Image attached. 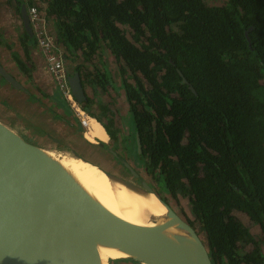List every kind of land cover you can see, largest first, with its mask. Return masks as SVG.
I'll list each match as a JSON object with an SVG mask.
<instances>
[{
    "label": "trees",
    "instance_id": "trees-1",
    "mask_svg": "<svg viewBox=\"0 0 264 264\" xmlns=\"http://www.w3.org/2000/svg\"><path fill=\"white\" fill-rule=\"evenodd\" d=\"M9 1L45 14L85 85L125 93L136 162L189 200L214 263L264 264V0Z\"/></svg>",
    "mask_w": 264,
    "mask_h": 264
},
{
    "label": "water",
    "instance_id": "water-1",
    "mask_svg": "<svg viewBox=\"0 0 264 264\" xmlns=\"http://www.w3.org/2000/svg\"><path fill=\"white\" fill-rule=\"evenodd\" d=\"M24 26L32 36L26 7ZM0 75L15 80L0 65ZM186 82V80L184 79ZM74 97L87 100L81 77H69ZM69 153L101 169L108 179L139 196L154 195L166 215L153 226H139L109 211L51 154ZM112 157H118L110 150ZM114 154V155H113ZM111 172L68 148L51 149L26 139L0 120V264H215L206 235L181 216L133 169ZM44 210L39 228L25 222L37 206ZM103 249L123 257L105 260Z\"/></svg>",
    "mask_w": 264,
    "mask_h": 264
},
{
    "label": "crops",
    "instance_id": "crops-1",
    "mask_svg": "<svg viewBox=\"0 0 264 264\" xmlns=\"http://www.w3.org/2000/svg\"><path fill=\"white\" fill-rule=\"evenodd\" d=\"M6 4L4 8L12 9L15 17L5 22L3 29L7 28V32L0 30V65L15 80V84L0 75V120L35 144L51 149H73L82 157L103 167L89 157L99 153L109 160L113 158L110 153L111 142L113 138H126L129 135L128 128H124L118 120L115 115L117 112L108 104L110 101L106 100L104 92L100 89L94 91L81 80L87 100L80 104L103 129L111 124L110 130L114 133L109 135L105 128L107 140L96 139L93 143L85 138L86 131L55 86L44 56L34 39L29 37L30 33L20 14L22 5L9 0H6ZM24 6L28 7L25 3ZM61 48L66 59V50L62 45ZM66 64L69 67V77L78 73L74 69V63L66 60ZM120 96L125 112L119 119L126 120L132 114L125 95ZM103 107L108 111L103 113ZM103 168L111 171L107 167Z\"/></svg>",
    "mask_w": 264,
    "mask_h": 264
},
{
    "label": "bare ground",
    "instance_id": "bare-ground-1",
    "mask_svg": "<svg viewBox=\"0 0 264 264\" xmlns=\"http://www.w3.org/2000/svg\"><path fill=\"white\" fill-rule=\"evenodd\" d=\"M104 129L90 117L85 138L93 143L96 139L105 141L108 137ZM51 154L78 179L89 193L116 216L135 225L153 226L158 218L166 215V208L154 195L146 198L139 196L124 186L111 182L97 166L79 160L69 153L51 151ZM43 212L41 205L35 207L25 224L33 222L30 225L39 228ZM101 254L105 262L123 257L120 252L108 249H103Z\"/></svg>",
    "mask_w": 264,
    "mask_h": 264
},
{
    "label": "rangeland",
    "instance_id": "rangeland-1",
    "mask_svg": "<svg viewBox=\"0 0 264 264\" xmlns=\"http://www.w3.org/2000/svg\"><path fill=\"white\" fill-rule=\"evenodd\" d=\"M207 1L211 4H217L221 0H207ZM5 5H7L6 0H4V1L0 0V30H2V31L5 30V32H7L8 31L7 28L3 29V27L5 26V22L7 20L11 19L12 17L14 18L15 15H14V11L12 9L10 10V9L4 8ZM127 37L132 42H134L128 30H127ZM93 62H95V63L99 62L98 57ZM104 62H106V66L109 68V70H111L113 77L116 78V80L120 83V74H119L118 67H117L118 64L116 63L115 59L113 57H111L108 53V55L106 54L104 59H103V63ZM67 68H69V67L67 66ZM90 68L94 69L93 66ZM130 82H132L131 79H130ZM103 95H105V98L107 100V95L106 94H103ZM103 95H101V96H103ZM120 95H122V94H117L114 91L111 93L112 99L114 100V102H112V104H113L112 108L115 112H117V114H115V115L118 118V120L121 122V124H123V127L126 129L128 128L129 135L126 138H132L133 142H134V138H135V126H134L135 122H134V119L132 118L131 115L129 118H126V120H120L119 119V116H121V114L125 112L123 110L125 105H122ZM108 126L111 129V124H108ZM126 138H124V139H126ZM124 139H122V140H124ZM122 140L120 139V141H122ZM119 143L121 144V142H118V145H119ZM125 147H129V146L125 144ZM121 149H122V147L118 146V150H121ZM89 158L92 159L93 161L97 162V163H100L103 167H107V169L111 170V172L123 171L124 174H127V176L132 177L130 172L127 171L126 169H124L121 165H119L118 162L116 160H114L113 158H111L109 160V159H107L106 156H102L99 153H97V154H95ZM110 161L113 162L115 165L110 163ZM134 171L139 176H141L145 181H147V183L154 190H156L159 193V195H161L168 203H170V205L176 210V212L178 214H180L181 216H184V217L185 216H193L191 213V210H190V202L186 197L178 196L177 199L173 198L170 194H167V193L161 191V189L158 188L157 183L153 180L152 176H150L147 172L141 171V168H139V167L134 169ZM235 215L238 216V218L242 221V223L246 227H249L253 233L257 234L259 232L258 226L254 225L252 223V221L250 220V218L248 217L247 214L237 212V213H235ZM196 225L199 227L198 224H196ZM199 229H200V227H199ZM261 248H263V250H264L263 244H261ZM112 264H135V263H132L130 261L115 260L112 262Z\"/></svg>",
    "mask_w": 264,
    "mask_h": 264
},
{
    "label": "built area",
    "instance_id": "built-area-1",
    "mask_svg": "<svg viewBox=\"0 0 264 264\" xmlns=\"http://www.w3.org/2000/svg\"><path fill=\"white\" fill-rule=\"evenodd\" d=\"M30 22L34 29L38 48L44 56L47 69L51 74L55 86L61 92L62 97L68 103L71 111L79 120L84 130L87 129L90 116L83 106L76 100L69 85V73L64 52L57 42L56 36L45 14L37 7L31 6L28 10Z\"/></svg>",
    "mask_w": 264,
    "mask_h": 264
},
{
    "label": "flooded vegetation",
    "instance_id": "flooded-vegetation-1",
    "mask_svg": "<svg viewBox=\"0 0 264 264\" xmlns=\"http://www.w3.org/2000/svg\"><path fill=\"white\" fill-rule=\"evenodd\" d=\"M26 10H27V15L29 16V13H28L29 7H27ZM20 14H22L21 13V10H20ZM29 21H30V18H29ZM30 24H31V22H30ZM30 26H31V30H32V36L29 34L30 35L29 37L30 38H33L34 41H35V44H37V40H36V37H35V33H34V29L32 27V24ZM75 65H76V63H75ZM68 80H69V77H68ZM70 88H71V86H70ZM101 91L104 92V94L107 95V100L110 101V102H108V104H111L113 106L112 102H114V100L112 99V96H111V92H113V91L110 90V89H109V92H105L103 90H101ZM121 94L122 95H125L124 92H121ZM126 135H127V133H126ZM135 138H136V133H135ZM135 138H134V142H133V139L132 138H126V139H124L122 141H120V139L117 140L116 138L115 139L113 138V140L111 142V147H112L111 150H113L114 153L116 155H118V157H119V158L114 157L113 159L116 160L118 162V164L121 165L124 169H126L127 171H129L130 174H131V176H132V173H131L130 169H133L134 170L137 167H139V168H141V171H144V169L142 167H140L141 165H139L136 162L137 161V156L135 155L134 147H136L135 151L138 148H137V143H136V140L137 139H135ZM118 142H121V144L119 143V145H118ZM125 144L128 145L129 147H125ZM118 146H121L122 149L121 150H118ZM144 172H146V171H144Z\"/></svg>",
    "mask_w": 264,
    "mask_h": 264
},
{
    "label": "clouds",
    "instance_id": "clouds-1",
    "mask_svg": "<svg viewBox=\"0 0 264 264\" xmlns=\"http://www.w3.org/2000/svg\"><path fill=\"white\" fill-rule=\"evenodd\" d=\"M38 46V45H37Z\"/></svg>",
    "mask_w": 264,
    "mask_h": 264
}]
</instances>
